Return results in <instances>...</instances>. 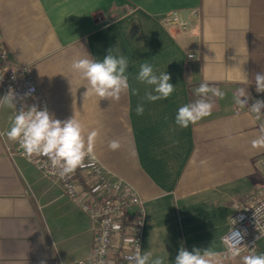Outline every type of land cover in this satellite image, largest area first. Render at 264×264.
Listing matches in <instances>:
<instances>
[{"label":"crops","instance_id":"obj_1","mask_svg":"<svg viewBox=\"0 0 264 264\" xmlns=\"http://www.w3.org/2000/svg\"><path fill=\"white\" fill-rule=\"evenodd\" d=\"M173 12L182 28L165 24ZM0 48L8 64L33 78L50 115H75L85 134L98 132L103 175L130 183L143 202L142 253L166 264L181 247L225 253L234 205L264 191V149L251 146L261 121L246 111L264 98L252 89L264 74V0H0ZM114 48L129 60L130 88L119 101L100 100L70 66L87 55L102 60ZM144 63L170 75L175 91L168 99L144 100L151 89L136 79ZM205 81L224 98L210 97L211 115L181 128L177 110L200 98L195 90ZM240 87L249 94L246 107L234 100ZM15 114L0 104V264L88 260L91 218L57 181L8 153L16 149L6 135ZM114 139L121 145L115 151L108 147ZM255 252L264 254V239ZM221 261L241 264L239 257Z\"/></svg>","mask_w":264,"mask_h":264},{"label":"clouds","instance_id":"obj_2","mask_svg":"<svg viewBox=\"0 0 264 264\" xmlns=\"http://www.w3.org/2000/svg\"><path fill=\"white\" fill-rule=\"evenodd\" d=\"M117 52V48L109 49L102 60L91 58L89 55L73 60L70 67L81 79L87 81L86 93L109 101H119L122 94L128 93L130 85L126 73L129 60L123 55L115 54ZM136 79L150 87L151 90L146 91L144 96V100L148 102L168 99L175 91V86L170 83V75L166 72L157 75L153 66L148 63L140 65ZM255 87L258 93H264V74L258 73L255 76ZM195 91L200 98L181 106L175 115V123L181 128L195 125L211 115L215 105L210 97L223 99L225 96L223 90L210 86L207 81L201 83ZM132 94H138V90L132 89ZM248 95L244 87L238 88L234 94L235 103L246 107ZM13 99L10 92L0 99V104L14 106ZM248 108L255 119L259 120L264 115V100L256 99ZM143 113V104H138L136 114L140 116ZM6 135L10 141L19 144L23 155L29 160L33 157L47 158L53 174H58L61 178L75 173L78 168L90 166L97 160L94 149L98 132L92 130L85 134L84 125L75 115L61 121L50 115L46 107L38 109L32 105L17 111ZM120 146V141L116 139L108 144L109 149L113 151L118 150ZM251 146L254 149H264V127L259 129V134L251 141ZM242 239L240 232L232 231L226 238L227 251L224 254L210 248L204 251L196 248L188 251L181 247L174 264H222V255L233 260L239 257L241 264H264V254H257L254 250L247 255H241ZM125 259L129 264H166L165 257H154L147 251L142 253L138 245Z\"/></svg>","mask_w":264,"mask_h":264},{"label":"built area","instance_id":"obj_3","mask_svg":"<svg viewBox=\"0 0 264 264\" xmlns=\"http://www.w3.org/2000/svg\"><path fill=\"white\" fill-rule=\"evenodd\" d=\"M165 24L183 27L177 12H173L165 19ZM191 56V55H190ZM7 52L0 48V89L2 96L13 94L15 111L26 109L35 105L38 109L47 108L46 100L34 82L26 74L25 68L13 66L6 62ZM256 96L264 93L256 91ZM261 100H264L262 98ZM253 103L246 107L249 113ZM236 111H240L237 108ZM252 114V113H251ZM254 116V114H252ZM264 127V115L259 119ZM12 157L18 154L43 175L57 181L65 195L75 202L93 222L95 231L91 255L88 260H78L70 264H129L125 259L138 245L142 250L144 208L143 202L133 186L125 180H110L102 173V168L97 158L94 164L78 168L75 173L61 178L53 174L49 162L45 157H33L29 160L23 155V149L16 142L15 151L7 148ZM96 155V154H95ZM97 157V156H96ZM135 208L133 215L129 210ZM240 232L242 253L256 251L259 240L264 239V191L256 190L255 200L248 205L236 203L229 218V228L222 237L224 252L227 251L226 238L230 233ZM133 241V243H128ZM137 243V245H136Z\"/></svg>","mask_w":264,"mask_h":264}]
</instances>
